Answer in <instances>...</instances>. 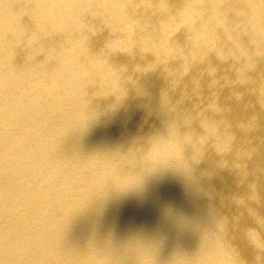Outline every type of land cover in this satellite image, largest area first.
I'll return each mask as SVG.
<instances>
[{
    "label": "bare ground",
    "instance_id": "bare-ground-1",
    "mask_svg": "<svg viewBox=\"0 0 264 264\" xmlns=\"http://www.w3.org/2000/svg\"><path fill=\"white\" fill-rule=\"evenodd\" d=\"M217 243L264 264V0H0V264Z\"/></svg>",
    "mask_w": 264,
    "mask_h": 264
},
{
    "label": "clouds",
    "instance_id": "clouds-1",
    "mask_svg": "<svg viewBox=\"0 0 264 264\" xmlns=\"http://www.w3.org/2000/svg\"><path fill=\"white\" fill-rule=\"evenodd\" d=\"M120 171L122 176H135V169L127 166H122ZM139 181L140 179L136 180L124 189L138 188L137 186L139 185ZM201 264H235V256L230 247L217 243L211 251L201 257Z\"/></svg>",
    "mask_w": 264,
    "mask_h": 264
}]
</instances>
